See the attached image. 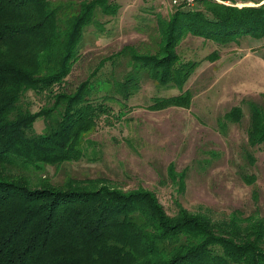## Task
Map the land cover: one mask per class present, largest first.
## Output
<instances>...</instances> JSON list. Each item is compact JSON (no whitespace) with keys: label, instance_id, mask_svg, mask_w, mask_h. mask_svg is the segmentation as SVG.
<instances>
[{"label":"trees","instance_id":"16d2710c","mask_svg":"<svg viewBox=\"0 0 264 264\" xmlns=\"http://www.w3.org/2000/svg\"><path fill=\"white\" fill-rule=\"evenodd\" d=\"M98 8L115 11L109 0H0V264H264V216L257 213L234 209L215 218L179 201L170 213L153 191H126L102 177L58 183L46 174L47 167L86 156L84 134L112 117V98L135 94L143 73L165 85L186 81L194 62L178 60L182 35L221 45L242 35L264 37V2L175 5L167 30V22H158L167 33L158 53L134 54L123 76L103 79L113 85L102 96L94 95L98 72L108 60L122 64L127 46L103 58L73 90L65 89ZM29 92L46 104L32 109ZM188 105L170 96L153 98L149 107ZM249 112L247 143L264 145V95L261 103L249 102ZM241 118L239 106L224 114L227 122Z\"/></svg>","mask_w":264,"mask_h":264},{"label":"rangeland","instance_id":"374dc122","mask_svg":"<svg viewBox=\"0 0 264 264\" xmlns=\"http://www.w3.org/2000/svg\"><path fill=\"white\" fill-rule=\"evenodd\" d=\"M239 1L245 3L242 7L264 2ZM109 4L115 11L103 13L98 8V22L85 27L65 89L73 90L103 58L127 46L122 64L110 66L108 60L99 70L94 86L100 91L94 95L102 96L113 85L103 79L113 74L116 81L130 70L134 54L158 53L167 36L158 22H167V30L176 9L171 0H109ZM175 50L183 64L194 62L186 81L174 78L165 85L143 73L135 94L128 100L112 98V117L111 112L84 134L86 156L57 169L47 167L46 174L58 183L67 177H102L126 191H153L170 213H175L174 201H179L191 212L215 218L234 209L263 217L264 145L249 146L246 128L249 102L261 103L264 95V37L242 35L221 45L188 32ZM170 96L189 105L149 107L153 98ZM26 101L34 102L32 109L46 104L33 92L27 93ZM234 106L242 110L240 122L225 121V112ZM34 127L41 132L42 119ZM251 174L255 178L249 182L246 176Z\"/></svg>","mask_w":264,"mask_h":264},{"label":"built area","instance_id":"2783aa9c","mask_svg":"<svg viewBox=\"0 0 264 264\" xmlns=\"http://www.w3.org/2000/svg\"><path fill=\"white\" fill-rule=\"evenodd\" d=\"M199 1L201 0H171V4L173 5L183 4L184 6L191 7L194 4L198 3ZM209 1L230 7H242L243 5H245V3L239 0H209Z\"/></svg>","mask_w":264,"mask_h":264}]
</instances>
